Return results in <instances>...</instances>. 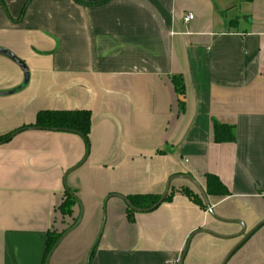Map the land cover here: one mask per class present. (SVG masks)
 Masks as SVG:
<instances>
[{
  "label": "crops",
  "instance_id": "obj_1",
  "mask_svg": "<svg viewBox=\"0 0 264 264\" xmlns=\"http://www.w3.org/2000/svg\"><path fill=\"white\" fill-rule=\"evenodd\" d=\"M103 1L0 0V136L18 131L0 144V264H46L81 213L61 214L67 189L83 217L49 264H264V0ZM82 109L87 139L23 130ZM206 174L229 195L203 208L179 190L205 194ZM172 191L129 218L128 196Z\"/></svg>",
  "mask_w": 264,
  "mask_h": 264
},
{
  "label": "trees",
  "instance_id": "obj_2",
  "mask_svg": "<svg viewBox=\"0 0 264 264\" xmlns=\"http://www.w3.org/2000/svg\"><path fill=\"white\" fill-rule=\"evenodd\" d=\"M110 0H104L99 4H104ZM173 84L178 94L183 93V82L178 78H173ZM92 128V113L89 110H42L37 114L35 123L26 126L24 129H43L53 131H69L80 134L87 139ZM22 130V129H21ZM19 130V131H21ZM18 132V131H17ZM15 132V133H17ZM15 133H10L4 136H0V144L6 143L11 140ZM214 139L216 143L233 142L236 140L235 128L231 125L215 123L214 124ZM71 190H66L65 198L59 210L61 214L72 216L74 214L73 208L76 205L80 207L75 194ZM183 194L187 195L193 202L206 208V198L210 195H216L220 197L228 196L229 190L227 186L220 180V178L213 174L205 175V194L192 190L189 187H182L179 190ZM174 191L165 196L154 194H136L128 196V215L132 219L133 215L137 211L150 212L157 209L161 203L171 200ZM78 220V216L74 217V221L71 224L73 226ZM70 226V227H71ZM66 230L62 232H51L47 241V255L53 248L58 239L64 234Z\"/></svg>",
  "mask_w": 264,
  "mask_h": 264
},
{
  "label": "water",
  "instance_id": "obj_3",
  "mask_svg": "<svg viewBox=\"0 0 264 264\" xmlns=\"http://www.w3.org/2000/svg\"><path fill=\"white\" fill-rule=\"evenodd\" d=\"M0 52H2V53H7L8 54V52L6 51V50H4L3 48H0ZM70 193H72L71 191H70ZM73 194V193H72ZM74 195V194H73ZM75 196V198L77 199V201H78V204L80 205V208H81V213H80V216H79V218H78V220H77V222L70 228V229H68L59 239H58V241L55 243V245L53 246V248L51 249V251L49 252V254H48V258H47V262H46V264H49V261H50V258H51V256H52V254H53V252L55 251V249L57 248V246L60 244V242L62 241V239H63V237L66 235V234H68L69 232H71L72 230H74L79 224H80V222H81V220H82V217H83V205H82V203H81V201L79 200V198L76 196V195H74ZM259 227V226H258ZM258 227H256L254 230H252L249 234H247V236L245 237V239L240 243V244H242ZM239 244V245H240ZM238 245V246H239ZM238 246L234 249V250H236L237 248H238ZM233 250V251H234ZM233 251L232 252H230V254L228 255V257H230V255H232V253H233Z\"/></svg>",
  "mask_w": 264,
  "mask_h": 264
},
{
  "label": "built area",
  "instance_id": "obj_4",
  "mask_svg": "<svg viewBox=\"0 0 264 264\" xmlns=\"http://www.w3.org/2000/svg\"><path fill=\"white\" fill-rule=\"evenodd\" d=\"M193 18H194V14L189 13V14L186 16L185 21H186V22H189V21L193 20Z\"/></svg>",
  "mask_w": 264,
  "mask_h": 264
},
{
  "label": "rangeland",
  "instance_id": "obj_5",
  "mask_svg": "<svg viewBox=\"0 0 264 264\" xmlns=\"http://www.w3.org/2000/svg\"><path fill=\"white\" fill-rule=\"evenodd\" d=\"M196 192H198V191H196ZM201 193V192H200ZM198 194H199V192H198ZM75 216H78V213L77 212H75Z\"/></svg>",
  "mask_w": 264,
  "mask_h": 264
}]
</instances>
